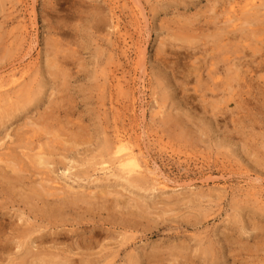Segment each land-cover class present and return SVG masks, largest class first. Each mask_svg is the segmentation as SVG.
Wrapping results in <instances>:
<instances>
[{"label": "rangeland", "instance_id": "obj_1", "mask_svg": "<svg viewBox=\"0 0 264 264\" xmlns=\"http://www.w3.org/2000/svg\"><path fill=\"white\" fill-rule=\"evenodd\" d=\"M210 1L0 0V111L12 108L13 113L18 101L26 104H19L24 111H16L7 124L0 117V139L8 132L14 140L7 138L0 154L21 159L28 171L26 183L47 179L20 153L27 150L17 148L32 141L33 152L46 140L42 148L63 152L69 160L64 164L56 159L62 165H57L52 186L69 192L72 185L82 194L86 189L84 196L93 199L86 201L90 208L80 203L43 231L48 234L46 248L52 239L60 244L49 251L66 252L76 264L82 255L87 264H131L127 259L132 255L138 264H264V65L258 73L263 79H252L254 73L246 79L228 78V64L223 63L220 79L207 77L218 43L208 36L224 25L231 8V0ZM237 2L242 7L247 0ZM200 29L207 44L189 39H198ZM225 42L226 48L233 45ZM246 52L242 60L251 63V51ZM198 57L206 68L204 79L191 73ZM34 92L37 103H29ZM116 135L126 137L144 168L155 173H136L148 178L147 184L129 185L119 164L102 150ZM50 137H55L54 146ZM58 138L85 143L63 151ZM31 150L26 153L32 155ZM30 194L24 186L0 199V235L6 233L0 239V264L23 261L26 246L19 252L18 239L5 240L12 233L10 225H23L28 218L41 223L34 218L41 212L34 209L47 207L33 197L32 202ZM129 224L139 226L132 233ZM56 228L60 233L54 235ZM92 230L101 244L93 250L85 244ZM129 235V244L121 245ZM79 241L80 250L75 246Z\"/></svg>", "mask_w": 264, "mask_h": 264}, {"label": "bare ground", "instance_id": "obj_2", "mask_svg": "<svg viewBox=\"0 0 264 264\" xmlns=\"http://www.w3.org/2000/svg\"><path fill=\"white\" fill-rule=\"evenodd\" d=\"M210 1V0H209ZM238 0H231V8L229 10V12L227 13L228 14V18L226 19L225 18V21H224V25L222 24V22H220L223 26H220L218 27L216 30H215V33L213 34V36H211L212 34H209L208 37H214L216 39V41H218L217 45H215L212 49L210 48V51L212 50L213 54L214 53H217V55L214 54V56H212L211 60L209 58V61L211 62L209 65H208V70L206 68H204V64L203 66H201V60L200 58L198 57V59L200 60L198 62V67H193V71L191 73H194V74H197L198 73V76L197 78L198 79H204L202 76V71L203 69H206V71H208L207 73V77L211 78V79H220L219 76H217V74L219 73V65H222L225 64L228 66L226 67V70H225V73H226V76H228V78H239V79H246L247 78V75L251 76L252 73H254V77H251L252 79L256 77V79H263L262 76L258 75V73L263 69V65H264V57H263V54L262 52H264V0H247V2L244 4V6H240L238 5ZM200 2V1H199ZM211 2V1H210ZM219 2V1H218ZM4 3V2H3ZM224 4V3H223ZM215 5V3H214ZM237 5V6H236ZM216 6V5H215ZM229 6V7H230ZM226 7V6H225ZM218 8V7H217ZM222 8V7H221ZM211 9H214V8H211ZM228 11V10H227ZM214 12V11H213ZM225 12V11H224ZM223 13V12H222ZM216 13H213L212 15H214ZM218 14V13H217ZM216 14V15H217ZM223 15H226V14H223ZM240 15H242L243 17H240ZM219 16V15H218ZM214 18V16H212ZM212 17H210L211 19H213ZM213 20H215L216 22V19L214 18ZM212 20V21H213ZM212 21H211V25H212ZM219 21V19L217 20V22ZM193 22V21H192ZM219 23V25H220ZM189 24H192L193 23H189ZM213 24L215 25L214 21H213ZM204 25V24H203ZM218 25V24H217ZM215 25V27L217 26ZM207 26V25H206ZM210 26V24H209ZM208 26V27H209ZM207 28V27H206ZM211 28V27H210ZM209 29V28H208ZM207 29V30H208ZM194 30V29H193ZM199 30V28H198ZM201 33L198 34V39L197 38H189L191 40H193L192 42H194L195 40H198L196 41V43H201V41L204 43V44H207L208 41H205V37H207V35L203 34L202 30L200 29ZM206 31V30H205ZM225 40H229L230 43H232L233 45L229 48H226V42ZM183 41V40H182ZM224 42V44H222ZM250 42V43H249ZM187 43V42H186ZM190 43V42H189ZM228 43V42H227ZM193 44V43H192ZM209 44V43H208ZM210 45V44H209ZM206 47V46H205ZM200 49V47H198V50ZM202 49V48H201ZM200 49V50H201ZM246 50H250L251 51V57L254 58L251 63H244L242 59H244L246 56H247V52ZM144 51V50H143ZM208 52V50H205ZM204 51V52H205ZM199 52V51H198ZM203 53V52H202ZM201 53V54H202ZM219 53V54H218ZM200 54V53H199ZM204 54V53H203ZM202 54V55H203ZM208 54V53H207ZM144 55V54H143ZM212 55V54H211ZM193 56V55H192ZM208 56V55H207ZM191 57V56H190ZM203 57V59H208V58H204V56H201ZM206 57V55H205ZM249 57V56H248ZM193 58V57H192ZM232 58V59H231ZM143 60V59H142ZM236 60V61H235ZM208 61V60H207ZM247 61V60H246ZM250 61V60H249ZM204 63V62H203ZM206 63H209V62H206ZM223 63V64H221ZM206 66V65H205ZM222 66H220V71L222 69ZM246 67V69H244ZM192 68V67H191ZM197 68V69H195ZM224 68V67H223ZM223 70V69H222ZM205 71V70H204ZM263 71V70H262ZM190 73V74H191ZM206 73V72H205ZM220 74V73H219ZM228 74V75H227ZM209 75V76H208ZM230 76V77H229ZM231 78V79H232ZM120 83V81H119ZM120 86V85H118ZM117 86V87H118ZM31 91V90H30ZM24 92V91H23ZM17 93V92H16ZM29 93V92H28ZM32 95V93H29V95ZM30 95V97H32ZM28 96V95H26ZM34 96H36L35 92H34V95H33V99L31 100V102L29 103H37L34 102ZM29 97V96H28ZM38 97V96H37ZM20 98V97H19ZM24 98V97H23ZM38 100V98H35ZM8 100V99H7ZM21 101V99H19ZM34 100V101H33ZM26 101V100H25ZM8 102H12L11 100ZM22 102V103H21ZM21 102H16L14 104H16V110H13V113H12V108L10 110H8V108H3V109H7V111H0V117L1 119L4 121L2 125H5L4 123L7 124V120L9 122V120L11 119L12 121V118H14L15 116V112L17 111L18 113H20V111L25 107L23 104L24 100L21 101ZM5 103H7L5 101ZM13 103V102H12ZM13 104V105H14ZM19 104H21V106H23V108H19L21 106H19ZM25 104V102H24ZM18 105V106H17ZM26 105V104H25ZM24 111V109H23ZM16 112V113H17ZM18 115V114H17ZM35 131V130H34ZM48 132V130H45ZM37 130L34 132L36 133ZM19 133V132H18ZM38 133V132H37ZM52 133V132H51ZM59 135V133H57ZM39 135V134H38ZM49 135V134H47ZM63 135H68V134H63ZM70 135V134H69ZM74 135V134H73ZM72 134L70 136L74 137L75 138V135L73 136ZM51 136V134L49 135ZM54 136L56 137L55 133H54ZM15 137V136H14ZM33 137V135H32ZM43 137V135H42ZM55 137L54 139L52 140L51 137V142H48L50 143L52 146L53 145V142L55 140ZM65 137V136H64ZM9 138L10 140L11 139V135L10 133H6L5 136L3 138L0 139V149L3 150L4 148V141ZM17 138V136H16ZM15 138V139H16ZM36 138H39V136ZM47 138V137H46ZM49 138V137H48ZM57 138V137H56ZM79 138V137H77ZM76 138V139H77ZM108 138V137H107ZM106 138V139H107ZM20 139V138H19ZM17 139L18 142H20V140L22 139ZM60 139V143L61 146H63V151H70V150H73L75 148H77L78 146L80 145H84L85 142L82 141L81 144H77L75 141H71L70 139L69 140H66V138H58ZM65 139V140H63ZM75 139V140H76ZM109 139V138H108ZM49 140V139H47ZM7 141V140H6ZM14 141V140H12ZM11 141V143L13 144V142ZM46 141V140H45ZM45 141H39L42 145L39 147V145H37L39 147L38 151L36 150L38 147H35L36 149L31 150L30 146L33 144V142L31 141V143H29L30 141H26L25 144L26 146H24L22 143H19L18 144V147L17 148H21L22 150H27L26 152L29 151V149L31 150V153L32 155H29L27 154L26 152H20L22 154V156L24 155V157L26 158H29L30 161L33 163L34 167L37 168V170L41 171V173H43V175H45L44 173H46L48 175V178L47 179H44V177L42 179H38V178H33V179H38L36 180L35 182H30V183H26V180L28 177H26V175H24L25 173H28V171L26 172L25 169H26V166H25V169H24V166L22 165V162L21 159L20 161H13V157L10 155V154H5L3 152V154H0V199L3 198L5 200H7L11 195L13 196L14 195V191L17 189V188H23L25 186V188L27 190H29V193H31L29 196H30V200L32 201L33 198H36L37 200L39 199L41 202H43V204L45 205V207H47L46 209L44 210H41L42 207L39 208H36L34 209V211H37V212H41V214H35V217L36 220L38 221H41V223H36V224H32L31 221L29 220L28 216L27 218L28 219H24V223L23 225L21 223H10L12 224L13 226L10 225V228H11V235H9L7 238H5V240L7 239L8 241H15V240H19V247H25V249H22L23 250V253L21 254L22 255V259H17L18 257H21V255H19L17 258L14 257V260L17 259L18 261H22L20 264H76V262L74 263L71 259V257H68L66 255V252H63L62 248V252L63 253H55L53 251H49V248L51 247H55V246H58L60 244H56L57 243V239H52V246L49 248H46V244H47V241H46V237L48 234L44 233L43 231L46 230V228H48L49 230L47 231H50V229L52 227H54V225H56V221L58 219V217H63L64 215L67 214V211L68 210H72L73 208H75L76 206L80 205H87L88 200L89 199V195H87L88 197L84 196L85 193H86V189H85V193H84V190H83V193L82 192H76L74 190V188L72 187V185H68V188L69 189V192L66 191L65 189H63V187L59 188V187H53L52 184L55 182L54 181V178L53 176H56L57 175V165L58 163L60 164L61 163H64L66 164L65 162H67L68 160V156L66 154H64L61 150L60 152L62 153H59V151L56 150V148H54L57 153H54L53 151H47V149L45 150L44 148H46L44 146V148H42L43 144ZM79 141V139H78ZM110 141V140H109ZM22 142V140H21ZM81 142V141H80ZM105 142V141H104ZM111 142V141H110ZM108 143L106 141V145H104V148L106 151H108V154L110 155L111 159L109 160L111 163L112 161H114L115 163H118L119 164V168H120V171H121V177L122 178H125L128 183L130 182L131 184L129 185H132L134 186L135 184H139L140 186L143 185V184H147V179H145V177H140L139 175H144L145 172H148L150 173L151 175H154L155 176V173L153 174V171L150 172V170H148V166H147V169L144 168V164L142 163V161L140 160V158L135 154L134 150H133V147L131 146L130 144V141L127 140L126 137L124 136H119V135H116L114 140L111 142V143ZM10 143V145H11ZM36 143V142H35ZM6 144V142H5ZM37 144V143H36ZM39 144V143H38ZM46 145L47 144V141L45 142ZM49 144V145H50ZM58 144V143H57ZM108 144V145H107ZM33 146V145H32ZM35 146V144H34ZM33 146V147H34ZM2 147V148H1ZM16 147V146H14ZM48 147V146H47ZM58 147V146H57ZM6 148V147H5ZM17 148H15L14 150H11L13 153L16 152ZM23 148H26V149H23ZM49 148V147H48ZM51 148V147H50ZM9 150V149H8ZM104 150V153L106 154V157H109L107 152H105ZM102 152V151H101ZM2 153V152H1ZM24 153V154H23ZM103 153V154H104ZM17 154V153H16ZM19 154V153H18ZM102 154V153H101ZM18 156V155H17ZM105 156V155H104ZM20 157V156H19ZM23 157V158H24ZM25 158V159H26ZM58 158V159H57ZM59 160L60 162H57L56 161ZM113 159V160H112ZM30 161H29V164H30ZM69 161V160H68ZM16 163V164H15ZM28 163V162H27ZM28 164V165H29ZM103 164V163H102ZM27 165V164H26ZM32 165V167H33ZM62 165V164H60ZM4 166V167H3ZM5 167L9 168L10 171L9 172H12L13 176L14 177H9L10 176V173H8L6 170H5ZM30 167V166H28ZM31 167V168H32ZM33 167V168H34ZM34 168V169H35ZM70 168V167H69ZM68 168V169H69ZM87 168V167H86ZM28 169V168H27ZM33 169V171H35ZM43 170V171H42ZM82 170V169H81ZM88 170V169H87ZM79 171V170H78ZM80 172V171H79ZM23 173V174H21ZM66 173V172H65ZM85 173V172H83ZM87 173V172H86ZM139 174V175H136ZM30 174V173H29ZM35 174V173H33ZM40 174V173H39ZM39 174H35V175H39ZM77 174V173H76ZM42 175V176H43ZM68 175V174H67ZM79 173L75 176H78ZM90 175V174H89ZM32 176V175H30ZM40 176V177H42ZM146 176V175H145ZM33 177V176H32ZM57 177V176H56ZM83 177V176H82ZM89 177V176H88ZM147 177V176H146ZM30 178V177H29ZM58 178V177H57ZM56 178V180H57ZM83 179V178H82ZM144 179V180H143ZM146 180V183H144ZM39 181V182H37ZM47 182H49L51 184H47ZM138 185L134 186L137 188ZM41 187V188H40ZM144 187V186H143ZM146 187V186H145ZM139 188V187H138ZM148 188H149V185H148ZM144 188V191L148 190ZM151 189V188H150ZM64 190V191H63ZM76 192L75 194H72L73 191ZM81 190V191H82ZM139 190V189H138ZM142 190V188H141ZM19 191V190H18ZM66 191V192H65ZM72 191V192H71ZM104 191V190H103ZM17 192V191H16ZM20 192V191H19ZM58 192H61L60 194ZM101 192V191H100ZM99 192V193H100ZM18 193V192H17ZM21 193V192H20ZM103 193V192H102ZM106 193V192H105ZM28 194V192H27ZM22 195V197L24 195H26L25 193H22L20 194ZM19 195V196H20ZM101 195V193H100ZM16 196V195H15ZM29 196L26 197L27 199H29ZM91 196V195H90ZM31 197H33L31 199ZM50 197H53L54 199H49ZM94 196H92L93 198ZM98 197V196H97ZM88 198V199H87ZM91 198V197H90ZM25 199V197L23 198ZM95 199V197H94ZM98 199V198H96ZM30 200L27 202V204L31 205V202ZM38 200V201H39ZM93 200V199H91ZM90 200V201H91ZM103 200V199H102ZM4 201V200H2ZM1 201V202H2ZM10 201V199H9ZM33 202V201H32ZM36 202V201H35ZM40 202V203H41ZM59 202V203H57ZM37 203V202H36ZM87 203V204H86ZM94 203V201H93ZM96 203V202H95ZM98 203V202H97ZM105 203V202H104ZM1 204V203H0ZM9 204V203H8ZM17 204V203H16ZM19 204V203H18ZM38 204V203H37ZM99 204V203H98ZM2 205V204H1ZM13 205V204H12ZM26 205V203H25ZM39 205V204H38ZM37 205V206H38ZM88 205H91V204H88ZM87 205V206H88ZM11 206V205H10ZM19 206V205H18ZM32 206V205H31ZM42 206V205H40ZM97 205H95L96 207ZM1 207V206H0ZM8 207V206H7ZM13 207V206H12ZM39 207V206H38ZM44 207V206H43ZM81 207V206H80ZM89 207V206H88ZM30 208V207H29ZM90 208V207H89ZM99 208V207H98ZM20 209V208H18ZM76 209V208H75ZM79 209V208H78ZM82 209V207H81ZM93 209V208H92ZM96 209V208H94ZM102 209V208H100ZM3 207H2V210H0V213L1 211H3ZM24 210V209H23ZM74 210V209H73ZM84 210V209H82ZM88 210V209H86ZM103 210H104V207H103ZM111 209H108V211H110ZM113 210V209H112ZM115 210V209H114ZM20 211V210H19ZM32 211V210H31ZM75 211V210H74ZM73 211V212H74ZM144 211V210H143ZM142 211V212H143ZM84 212V211H83ZM22 213V211H21ZM136 213V212H135ZM144 213V212H143ZM8 215L10 213H7ZM79 214V213H78ZM77 214V215H78ZM88 214V213H87ZM7 215V216H8ZM22 216V214H20ZM34 215V214H33ZM32 215V216H33ZM85 215V214H84ZM132 215V213H131ZM139 215V214H138ZM2 216L5 217V214L2 213ZM21 216H18L20 218H22ZM30 216V215H29ZM69 216V215H67ZM81 216V214H80ZM91 216H92V213H91ZM133 216V215H132ZM110 217V216H109ZM137 217V216H136ZM65 218V217H64ZM67 218V217H66ZM82 218V217H81ZM80 218V219H81ZM85 218V217H84ZM141 218V216H140ZM7 219V218H6ZM12 219V218H10ZM77 219V218H76ZM87 219V218H86ZM88 219H92L91 217ZM145 219V217H144ZM5 220V219H4ZM35 220V219H34ZM61 220V219H59ZM69 220V219H68ZM73 220V219H72ZM13 221V220H12ZM75 221V219H74ZM88 221V220H87ZM92 221V220H91ZM16 222V221H15ZM36 222V221H35ZM61 222V221H60ZM46 223V224H44ZM73 223V222H72ZM89 223V222H88ZM92 223V222H90ZM111 223V222H110ZM115 223V222H114ZM117 223V222H116ZM130 223H133V221H130ZM8 224V223H7ZM16 224V225H15ZM62 224V222H61ZM65 224V223H64ZM74 224V223H73ZM109 224V223H108ZM3 225V224H2ZM74 225H77V224H74ZM73 225V227H74ZM92 225V224H91ZM110 225V224H109ZM118 225V224H116ZM126 225V224H125ZM24 226H27V227H24ZM60 225H57V227H59ZM139 225L137 224H132V225H128V231L129 230H132V233L133 231L138 227ZM14 227V229H12ZM50 227V228H49ZM117 227V226H116ZM121 227V226H120ZM77 228V227H76ZM87 228V227H85ZM148 228V227H147ZM0 229H3L1 228L0 226ZM67 229V228H66ZM80 229V228H79ZM78 229V230H79ZM92 229V228H91ZM123 229V228H122ZM126 229V228H125ZM57 230V228H56ZM53 233L54 235L55 234H59L60 231H56ZM64 230V229H63ZM62 230V231H63ZM68 230V229H67ZM76 230V231H78ZM86 230V229H85ZM89 230V229H88ZM8 231V230H7ZM54 231V230H53ZM69 231V230H68ZM73 231V230H70V232ZM96 231V230H95ZM46 232V231H45ZM39 235L37 236L36 234ZM74 232H72L73 234ZM100 233V232H99ZM63 234V233H62ZM72 234H68L70 236H72ZM83 234V233H82ZM6 235L3 234V236ZM34 235L36 237H34ZM49 235H52V234H49ZM2 235H0V239L3 237ZM58 236V235H57ZM102 236V235H101ZM100 236V237H101ZM59 237V236H58ZM80 237V236H79ZM125 237V236H124ZM4 238V237H3ZM65 239V238H64ZM123 239V238H122ZM130 235L129 236H126L124 238V241H122V244L121 245H127L129 244L128 241H130ZM4 240V241H5ZM58 240H60V238H58ZM105 240V239H104ZM1 241V240H0ZM102 241V240H101ZM59 242V241H58ZM76 242V241H75ZM81 241H79L75 246H77L78 250L81 249L82 246H79V244ZM84 242V241H83ZM85 242H88V243H85ZM85 244H88L86 246H89L90 249H92V246L94 245H97L98 244V240L96 238V233L92 230V235L90 237L87 238V240H85ZM100 242V241H99ZM104 242V241H103ZM102 242V243H103ZM51 243V242H50ZM61 243V242H59ZM63 243V242H62ZM83 243V244H84ZM67 244V243H66ZM70 244H72L70 242ZM119 244V243H117ZM13 245V244H12ZM98 245H101V244H98ZM107 246V243L105 244ZM109 245V244H108ZM63 246V245H62ZM68 246V245H66ZM113 246V245H112ZM120 246V245H119ZM13 247V246H12ZM37 247V248H36ZM65 247V246H64ZM70 247V246H68ZM14 248V247H13ZM9 249V251H14V249ZM96 248V247H95ZM104 248V247H103ZM114 248V247H113ZM111 248V249H113ZM118 247H115L114 249H116ZM121 248V247H120ZM7 247H3V251H7L6 250ZM20 249V248H19ZM20 249L19 252H21L22 250ZM65 249V248H64ZM67 249V248H66ZM70 249V248H69ZM68 249V251H69ZM75 249V247H74ZM88 249V248H87ZM109 249V251L111 250ZM52 250V248H51ZM57 250L61 251L60 249H58L57 247ZM93 250V249H92ZM17 251V252H18ZM77 251V250H76ZM9 252V253H10ZM18 252V253H19ZM74 252V251H73ZM85 252V251H84ZM99 252V253H98ZM105 252V251H104ZM111 252V251H110ZM69 253H72V250L70 249ZM96 251H94V255H97L95 254ZM98 255L100 254H103V251L100 252V251H97ZM112 253V252H111ZM114 253V252H113ZM112 253V254H113ZM62 254V255H61ZM72 254H77V256H79V254L77 252H74ZM90 254V253H89ZM153 254V253H152ZM15 255V254H14ZM64 255V256H63ZM116 255V254H115ZM73 256V255H72ZM76 256V255H74ZM85 255H82V258L80 259L81 263L80 264H87V260L85 259L84 257ZM87 256V255H86ZM89 256V255H88ZM87 256V257H88ZM102 256V255H101ZM105 256V255H103ZM99 257V256H98ZM105 258V257H104ZM56 259H59L58 261ZM103 259V258H102ZM101 259V260H102ZM113 259V258H112ZM86 260V262H85ZM111 259H109L108 261H110ZM127 260H130L128 262H130L131 264H138L137 261H136V258L134 259V255L131 256V258L127 259ZM150 260V259H149ZM17 261V262H18ZM95 261V260H93ZM103 261H106V260H103ZM102 261V262H103ZM107 261V262H108ZM113 260H111L112 262ZM110 262V263H111ZM94 263V262H92ZM106 263V262H105ZM104 263V264H105ZM108 262V264H110ZM11 264V263H10ZM89 264V263H88ZM98 264V263H97Z\"/></svg>", "mask_w": 264, "mask_h": 264}]
</instances>
